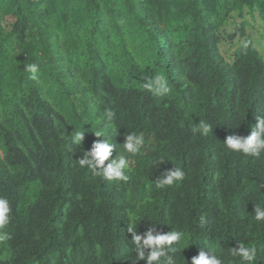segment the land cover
Segmentation results:
<instances>
[{
    "label": "trees",
    "instance_id": "trees-1",
    "mask_svg": "<svg viewBox=\"0 0 264 264\" xmlns=\"http://www.w3.org/2000/svg\"><path fill=\"white\" fill-rule=\"evenodd\" d=\"M256 42L264 0H0V197L11 209L0 264H132L128 229L143 235L149 223L186 234L177 264L211 249L239 264L230 253L241 242L264 264V222L253 218L264 207V154L223 145L264 114ZM33 62L37 81L23 71ZM156 74L168 80L164 97L143 87ZM106 109L110 159L128 134L145 138L125 154L126 182L77 163L102 139ZM200 121L208 137L192 132ZM75 131L80 146L66 138ZM174 167L185 179L157 189Z\"/></svg>",
    "mask_w": 264,
    "mask_h": 264
},
{
    "label": "clouds",
    "instance_id": "clouds-1",
    "mask_svg": "<svg viewBox=\"0 0 264 264\" xmlns=\"http://www.w3.org/2000/svg\"><path fill=\"white\" fill-rule=\"evenodd\" d=\"M123 23V21H121ZM247 46V45H245ZM23 71L28 73V79L37 81L39 78L40 65L33 62L24 65ZM143 87L150 91L156 97H164L171 91L168 80L162 74H156L146 77ZM256 123L250 127L247 136L230 135L223 144L226 150L237 154H243L248 157H261L264 154V114L254 117ZM103 122L94 132V135L100 140L95 141L89 151H84L82 158L77 160L81 169H87L92 176L98 177L104 181H128L129 175L125 169L129 167L127 155L138 154L145 145L144 135L128 134L124 137V144L121 146L123 153L112 157L116 152V145L109 142L108 134L114 126L115 113L106 109L102 118ZM212 131L211 125L205 121H200L198 125L193 126L192 132L201 137H208ZM71 144L80 146L84 139V131H75L66 137ZM164 163L161 159L157 162L158 167ZM185 179V172L180 167H174L164 172L163 177L155 180L157 189L173 187ZM10 204L7 198L0 197V243H3L11 236L2 231L9 223ZM255 214L253 218L256 222H264V207L255 205ZM157 223H149L147 230L143 235L138 234L135 227L129 228L131 233V243L134 246L135 258L132 264H139L144 261L145 264H177L176 253L182 242L186 240V234L183 231L172 229L164 233L157 230ZM230 255L238 258L239 264H254L257 253L251 245L238 243L236 248L231 249ZM190 264H224L220 254L215 249L200 251L197 256L192 257Z\"/></svg>",
    "mask_w": 264,
    "mask_h": 264
},
{
    "label": "rangeland",
    "instance_id": "rangeland-1",
    "mask_svg": "<svg viewBox=\"0 0 264 264\" xmlns=\"http://www.w3.org/2000/svg\"><path fill=\"white\" fill-rule=\"evenodd\" d=\"M255 27H256V28H255L256 31L259 30V31L262 32V29H259V28L261 27V24L256 25ZM262 33H263V32H262ZM254 40L257 41V36H256V34H254ZM261 43L264 44V42H260V43H257V42H256V45H255V46H256L257 49L260 51L261 56H262V59L264 60V45H261Z\"/></svg>",
    "mask_w": 264,
    "mask_h": 264
}]
</instances>
